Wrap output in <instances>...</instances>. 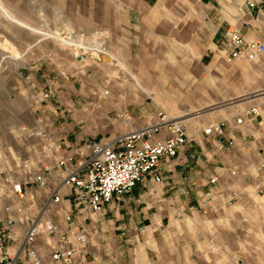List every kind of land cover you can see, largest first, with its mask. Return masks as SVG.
Returning <instances> with one entry per match:
<instances>
[{
  "label": "rangeland",
  "instance_id": "obj_1",
  "mask_svg": "<svg viewBox=\"0 0 264 264\" xmlns=\"http://www.w3.org/2000/svg\"><path fill=\"white\" fill-rule=\"evenodd\" d=\"M244 2L0 0L9 15L0 9V180L7 183L33 170L30 146L35 139L19 126L30 125L37 114L52 119L57 132L69 137L58 128L56 117L48 115L50 107L74 123L77 138L69 150L85 139L114 131L117 107H129L141 117L153 112L157 104L142 91L143 84L157 90L175 86L180 108L196 116L190 127L186 122L189 132L233 114L238 107L222 113L204 112L228 107L243 98L245 94H237L242 90H264V53L254 60L225 62L214 49L228 24H240ZM252 17L264 23L263 15ZM58 32L78 41L101 34L104 49L115 59L105 61V55L96 49L82 50L77 56L73 47L60 45L50 36ZM261 33L264 38V25ZM12 53L20 56L11 58ZM124 66L143 84L130 77ZM46 84L52 93L36 100L33 91ZM191 90L196 93L189 107L186 95ZM159 105L183 114L174 104ZM258 107L264 115V103ZM258 146L260 143H253L248 155L251 160ZM26 159L30 164L22 166L20 162ZM248 169L253 171L251 166ZM235 178L218 181V203L207 214L199 211L193 197L182 214H171L185 216L186 223L164 225L161 234L143 235L136 246L129 247H139L142 261L149 263L264 264V189L257 186L261 183L255 174ZM226 183L232 185L226 188ZM231 192L235 197L226 201ZM199 216L204 223L193 221ZM38 241L47 249L41 238Z\"/></svg>",
  "mask_w": 264,
  "mask_h": 264
},
{
  "label": "built area",
  "instance_id": "obj_2",
  "mask_svg": "<svg viewBox=\"0 0 264 264\" xmlns=\"http://www.w3.org/2000/svg\"><path fill=\"white\" fill-rule=\"evenodd\" d=\"M254 3L245 0L248 6ZM214 49L225 62L254 60L264 53V39L246 38L238 25L228 24ZM30 86L35 85L31 82ZM51 93L46 84L32 96L41 101ZM257 114L258 103H251L235 111L234 122L250 126ZM114 115L125 125L132 123V115L124 107ZM226 121L220 117L200 129L204 134L220 135ZM19 129L35 139L30 146L34 168L26 177L7 183L0 180V264L85 263L88 234L84 221L96 218L108 201L120 199L143 178L162 182V162L177 154L189 133L182 117L160 105L155 106L151 120L132 123L111 136L85 139L72 151L68 147L77 133L71 138L58 133L52 119L37 114L30 125ZM20 164L28 166L30 162L26 159ZM252 169L256 177H264V160L258 159ZM218 181L217 174H210L205 186L193 191L202 214L218 203ZM257 186L264 189V184ZM234 197L231 192L226 201ZM183 209L176 213L182 214ZM138 232L143 233L144 227Z\"/></svg>",
  "mask_w": 264,
  "mask_h": 264
},
{
  "label": "crops",
  "instance_id": "obj_3",
  "mask_svg": "<svg viewBox=\"0 0 264 264\" xmlns=\"http://www.w3.org/2000/svg\"><path fill=\"white\" fill-rule=\"evenodd\" d=\"M253 1L256 3L252 6L246 5L244 2L243 18L238 27L246 38L264 39L261 35V25L264 23L252 17L253 14L264 16V0ZM108 54L112 59H115L111 52L108 51ZM124 69L130 77L139 80L137 75L130 72L125 66ZM170 86V90L163 88L157 90L153 86L150 89L143 84L145 90H141L158 105L162 102L167 105L169 103L174 104L176 111L183 113L178 116L184 115L183 118L190 127V124L195 122L190 120H194L196 116H191L192 114H188L190 112H185L180 108L182 105L178 102L176 88L173 85ZM257 89L259 88L252 89L251 93L243 90L237 93L242 95L247 92L253 95L251 98L235 100L228 107L222 106L215 110L206 111L204 114L216 111L222 113L251 103H264V95H261V91L256 92ZM194 93L196 91L191 90L186 95L188 96L186 102L189 103V107L194 104V101L191 100ZM123 107L132 115V123H144L153 117V112L141 117L139 112L125 106L117 107L116 110ZM171 109L175 110L174 107ZM50 110L47 111L48 115L55 116L58 128L65 130L69 134L68 138H71L75 132L73 121L66 119L62 113L58 114L54 107H50ZM186 113L187 116H185ZM199 116L201 117V115ZM234 117L235 112L226 117L227 121L224 124L223 133L220 135L204 134L200 129L201 126L190 131L186 142L180 146L177 154L162 162V174L164 176L162 182L155 183L148 178H143L136 182L129 191L124 192L120 199L108 201L102 211L96 215V218L86 219L84 226L88 234V261L83 264H169L142 261L143 252L141 249L139 247L135 249L129 245L136 246L139 238L143 235L161 234L164 225L168 226L175 222L186 223L185 216L181 215L174 218L171 214L176 213L178 208L189 206V201H193V191L205 186L208 175L215 173L218 175L219 181L222 182L233 180V177L236 179V175H239L243 180L247 175H253V171L250 172L248 169L249 166L253 168L258 159L264 160V140L261 139H264V115L259 111V114L253 117L250 126L242 122L235 123ZM117 121L116 129L102 135V137L122 132L132 125V123L125 125L118 118ZM253 143H260V146L256 149L257 153L252 154L254 159L251 160L248 155ZM72 150L73 148L69 151ZM257 178L261 184H264V177L259 176ZM229 185L232 184L226 183L225 187L229 188ZM193 221L198 224L204 223L200 216ZM140 226L144 227L143 233L138 232ZM180 230L178 227L175 231L178 233ZM199 254H204V252H199ZM47 264L59 263L48 262Z\"/></svg>",
  "mask_w": 264,
  "mask_h": 264
},
{
  "label": "bare ground",
  "instance_id": "obj_4",
  "mask_svg": "<svg viewBox=\"0 0 264 264\" xmlns=\"http://www.w3.org/2000/svg\"><path fill=\"white\" fill-rule=\"evenodd\" d=\"M0 9L7 16H9L8 13L3 9V7L1 5H0ZM50 36L53 37L57 42H59L60 45L65 44V45H70L71 47H73V49L76 50L77 56L80 54V52L82 50L84 52L85 49H96L97 51H100L101 53H103L105 55V61H109L111 59V57L107 54V51L103 47V38L101 37V34H96L91 39H86V40H82V41L72 40V39H69L65 36H61V34L59 32H58L57 36H55L53 34H50ZM90 40H91V42H90ZM16 56H20V55L17 53H12V55H10L11 58H14ZM252 96H253L252 94H248V95L244 96L243 98L247 99V98H251ZM180 117H182V116H180ZM182 119L184 120L183 117H182ZM184 122H185V120H184Z\"/></svg>",
  "mask_w": 264,
  "mask_h": 264
},
{
  "label": "water",
  "instance_id": "obj_5",
  "mask_svg": "<svg viewBox=\"0 0 264 264\" xmlns=\"http://www.w3.org/2000/svg\"><path fill=\"white\" fill-rule=\"evenodd\" d=\"M256 92H257V91H256ZM249 93H251V92H249ZM246 94H248V93H246ZM246 94H245V95H246ZM245 95H242V96H245Z\"/></svg>",
  "mask_w": 264,
  "mask_h": 264
}]
</instances>
